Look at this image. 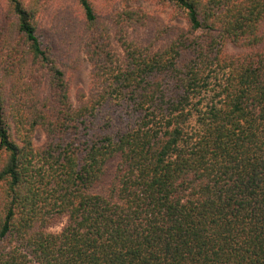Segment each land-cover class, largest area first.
Instances as JSON below:
<instances>
[{"label": "trees", "instance_id": "trees-1", "mask_svg": "<svg viewBox=\"0 0 264 264\" xmlns=\"http://www.w3.org/2000/svg\"><path fill=\"white\" fill-rule=\"evenodd\" d=\"M160 1L0 0V264H264V0Z\"/></svg>", "mask_w": 264, "mask_h": 264}, {"label": "rangeland", "instance_id": "rangeland-1", "mask_svg": "<svg viewBox=\"0 0 264 264\" xmlns=\"http://www.w3.org/2000/svg\"><path fill=\"white\" fill-rule=\"evenodd\" d=\"M117 2L119 6L140 8L147 13L155 15L162 19L167 24L179 25L182 27L186 26L185 21L179 17L176 11L168 3H163L160 0H111ZM54 6L42 14L41 18V34L44 36L45 42H49L52 50L59 54L60 57L64 58L63 53L58 49V43L54 37L52 40H48L47 31L50 30L51 17L53 15ZM52 33V32H51ZM53 34V33H52ZM225 51L230 54H238L241 50L231 44H226ZM90 65L82 55L80 58H74L71 63L69 70L67 71V77L70 83L71 100L76 104V96L78 90H83L86 94L90 92ZM45 137L41 130H37L34 135V144L40 146L43 144ZM57 230V229H56Z\"/></svg>", "mask_w": 264, "mask_h": 264}]
</instances>
